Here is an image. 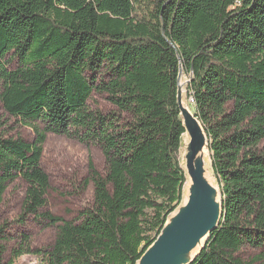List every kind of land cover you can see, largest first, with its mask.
Segmentation results:
<instances>
[{
  "label": "trees",
  "instance_id": "16d2710c",
  "mask_svg": "<svg viewBox=\"0 0 264 264\" xmlns=\"http://www.w3.org/2000/svg\"><path fill=\"white\" fill-rule=\"evenodd\" d=\"M180 70L222 208L190 264H246L244 246L264 263V0H0V104L34 133L0 132V208L20 181L17 223L57 227L46 249L23 235L14 258L139 262L183 200ZM93 93L110 110L91 109ZM49 133L104 158L103 174L89 165L92 197L75 221L45 210ZM7 227L0 216V264Z\"/></svg>",
  "mask_w": 264,
  "mask_h": 264
},
{
  "label": "rangeland",
  "instance_id": "374dc122",
  "mask_svg": "<svg viewBox=\"0 0 264 264\" xmlns=\"http://www.w3.org/2000/svg\"><path fill=\"white\" fill-rule=\"evenodd\" d=\"M11 58V55H9L7 59ZM16 65L17 62L12 61L9 67L15 68ZM185 82V77L182 76V105L184 109L188 110L190 115H192L185 100ZM88 105L91 109H99L104 112L110 110V106L106 103L103 97L97 93L91 95L88 100ZM25 124H27V122L19 121L18 119H14L5 114L0 104V132L9 133L10 136L19 135L25 141L31 142L34 139V133L32 129L25 126ZM187 133L186 129L179 156L182 169L186 176V183L183 189V200L179 207L187 198L186 196L188 192L186 187H188L191 180L188 169V161L192 156L188 145L189 142L191 143V138H189ZM194 163L204 167V170L202 169V174H204L212 184L214 190L213 194H215L214 199L218 202L219 188L216 180L212 176L210 159L206 149V139L204 135L202 139V152L194 159ZM90 164L93 165L98 173L103 174L105 163L102 152L98 147L85 146L77 140L62 134L49 133L46 135V140L43 145L41 166L49 177L50 190L47 196V206L45 210H48L54 216L67 221H75L77 219L78 212L89 205L92 197V186H84L85 181L88 178ZM24 190L25 185L20 181L11 184L7 189L4 202L0 208V216L2 220L7 222L8 226L6 231L8 242L6 243L4 261L6 264H43L35 256L25 255L20 258L13 257V252L18 248V244L23 235L29 237L33 249L40 250L46 249L52 245L57 233V227H44L33 218H30L25 226H21L17 223L21 203L24 197ZM197 192L199 193V190ZM214 211L216 210L214 209ZM173 214H171L169 218L172 217ZM202 239L201 246H203L206 238L204 237ZM200 249H197V253ZM260 252L261 250L257 251L248 246H244L240 249L239 256L246 264H250L251 260Z\"/></svg>",
  "mask_w": 264,
  "mask_h": 264
},
{
  "label": "bare ground",
  "instance_id": "6f19581e",
  "mask_svg": "<svg viewBox=\"0 0 264 264\" xmlns=\"http://www.w3.org/2000/svg\"><path fill=\"white\" fill-rule=\"evenodd\" d=\"M183 122L187 129L189 138L194 139V143L189 142V150L193 152L195 157H198L202 152L203 132L198 124L194 126L191 120V115L188 110L184 109ZM204 167L194 163L189 171L191 172L190 184L187 189V198L182 205L170 217L156 242L148 249L146 254L139 260L137 264H150L153 259L160 258L168 248L176 246L181 242L187 231L191 229V224L197 221L192 230V236L188 247L179 254L170 264H186L197 253V249L201 247L202 238L206 236V227L216 217L218 213V202L214 199L213 186L209 179L202 174ZM199 190V193L197 192ZM208 209H213L211 215L206 216L203 220H199L203 213ZM214 209L216 211H214Z\"/></svg>",
  "mask_w": 264,
  "mask_h": 264
},
{
  "label": "water",
  "instance_id": "95a60500",
  "mask_svg": "<svg viewBox=\"0 0 264 264\" xmlns=\"http://www.w3.org/2000/svg\"><path fill=\"white\" fill-rule=\"evenodd\" d=\"M181 78H182V71L180 70L179 71V74H178V104H179V107H180V110H181V117L183 116V114H184V107H183V105H182V95H181V88H182V84H181ZM191 120H192V122H194V126L195 127H197V125L199 124L200 125V123L194 118V115L192 114L191 115ZM183 125H184V128H185V131H186V126H185V124H184V122H183ZM201 126V125H200ZM202 128V127H201ZM202 132H203V130H202ZM203 135H204V132H203ZM204 137H205V135H204ZM194 143V139L192 138L191 139V144H193ZM191 157H190V159H189V164H188V169H189V171L191 170V168L193 167V165H194V159L196 158L195 157V155H194V153L192 152L191 153ZM189 175H190V177L191 178H193L192 176H191V172L189 173ZM218 198H220V193H219V196H218ZM213 209H208L205 213H203L202 215H201V217H199L198 219L199 220H203L206 216H208V215H211V211H212ZM221 216H222V208H221V204H220V200H219V205H218V213H217V215H216V217L215 218H213L212 219V221L209 223V225H207V227H206V229H207V231H206V236H205V238H207V236H208V234L210 233V232H212L213 230H215L216 229V227H217V225H218V222H219V220H220V218H221ZM197 221H194L193 220V222H192V224H191V229H189L188 231H187V234L183 237V239L181 240V242L179 243V244H177L176 246H172V248H168L166 251H164V253H162L161 254V256H160V258H158V259H153L152 261H151V263L150 264H170L179 254H181L183 251H185V249L188 247V245H189V243H190V240H191V236H192V230H193V226H194V224L196 223ZM162 232V231H161ZM158 239V238H157ZM156 242V241H155ZM154 242V243H155ZM202 247V246H201ZM200 247V248H201ZM199 248V249H200ZM148 251V250H147ZM146 251V252H147ZM146 252L144 253V255L146 254ZM143 255V256H144ZM142 256V257H143ZM141 257V258H142ZM195 257V256H194ZM193 257V258H194ZM193 258L192 259H190L186 264H190L191 262H192V260H193Z\"/></svg>",
  "mask_w": 264,
  "mask_h": 264
}]
</instances>
